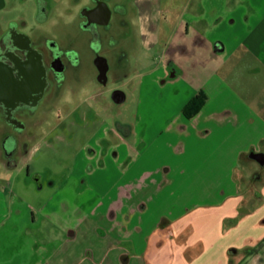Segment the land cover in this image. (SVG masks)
<instances>
[{
    "label": "crops",
    "instance_id": "crops-1",
    "mask_svg": "<svg viewBox=\"0 0 264 264\" xmlns=\"http://www.w3.org/2000/svg\"><path fill=\"white\" fill-rule=\"evenodd\" d=\"M108 3L128 17L134 9L137 43L156 49L155 66L139 75L137 119L97 127L70 167L59 157L48 174L31 173L24 138L0 139V264H232L241 251L264 255L255 252L264 187L253 204L248 168L239 170L264 152V0ZM133 29L106 45L110 58L132 47ZM123 85L113 88L118 103ZM201 91L204 104L186 116Z\"/></svg>",
    "mask_w": 264,
    "mask_h": 264
},
{
    "label": "flooded vegetation",
    "instance_id": "flooded-vegetation-1",
    "mask_svg": "<svg viewBox=\"0 0 264 264\" xmlns=\"http://www.w3.org/2000/svg\"><path fill=\"white\" fill-rule=\"evenodd\" d=\"M72 2L37 0L34 23L27 20L25 9L0 16V127L11 128L2 139L27 142L33 134L26 128L42 123L41 114L50 102L60 99L66 86L76 84L82 74L94 73L102 84L113 68L112 73L121 74L123 48L112 60L106 45L120 42L122 29L130 24L126 9L120 4L111 8L108 0ZM9 3L16 0H0V11ZM75 3L84 4L79 16L74 14Z\"/></svg>",
    "mask_w": 264,
    "mask_h": 264
},
{
    "label": "rangeland",
    "instance_id": "rangeland-1",
    "mask_svg": "<svg viewBox=\"0 0 264 264\" xmlns=\"http://www.w3.org/2000/svg\"><path fill=\"white\" fill-rule=\"evenodd\" d=\"M67 1L69 0H65V2ZM70 2L73 3L72 0ZM74 7H76L74 14L79 16L80 4H76ZM37 8V0H16V3H9L5 10L0 11V16H6L10 11L19 13L25 9L27 20L29 23H34ZM64 15L67 16L66 13ZM72 16L73 12L70 17ZM138 17L137 12L130 9V25L134 27L131 36L132 47L126 51L125 49L122 50L120 54L123 61L129 62L127 65L129 69H126V72H129L130 83L123 85L128 78L125 76L126 72L122 71L121 74L110 73L108 83L105 85L97 79L94 73L92 75L82 74L81 80L76 84L68 85L65 94L60 99L51 101L45 115L41 114V118H45L44 121L38 126L26 128V131L33 135L27 139V142L22 143L21 150L26 149L29 154H33L32 160H29L31 173L38 170L48 174L52 169L59 166V157L64 158L63 162L67 168L70 167L72 158L80 152L81 145L90 139L97 127L106 124V122L121 121L131 124L136 121L139 104V75L141 72L154 67L156 63V49L152 48L148 52L143 48L141 42H139L140 44L137 43L139 34L135 28L138 25ZM0 23H2L1 20ZM112 30L121 33V30L116 27ZM113 58L111 59L113 60ZM122 85L127 91V98L118 103L114 99L113 88ZM10 130V126H1L0 139L3 134ZM243 164L248 168L247 181L251 185L250 189L255 192L253 204H257L263 197L261 188L264 187V164L249 159L240 165L239 170L242 169ZM23 173L25 174L26 170ZM242 187L245 188V186ZM221 240L222 236H217L215 246L219 247ZM263 247L264 241H260L256 245L255 252ZM253 251L251 253L241 251L239 255L234 256L232 264H264V255H254Z\"/></svg>",
    "mask_w": 264,
    "mask_h": 264
},
{
    "label": "trees",
    "instance_id": "trees-1",
    "mask_svg": "<svg viewBox=\"0 0 264 264\" xmlns=\"http://www.w3.org/2000/svg\"><path fill=\"white\" fill-rule=\"evenodd\" d=\"M206 100V94L199 92L197 95L192 97L183 108V112L186 116L191 117L199 111ZM264 241V238L263 240ZM261 241V242H262Z\"/></svg>",
    "mask_w": 264,
    "mask_h": 264
},
{
    "label": "water",
    "instance_id": "water-1",
    "mask_svg": "<svg viewBox=\"0 0 264 264\" xmlns=\"http://www.w3.org/2000/svg\"><path fill=\"white\" fill-rule=\"evenodd\" d=\"M114 98L117 100V101H121L123 99V94H119V96H116V94L114 95ZM251 156L253 158H255L256 160H258L260 163H263L264 164V152H253L251 154Z\"/></svg>",
    "mask_w": 264,
    "mask_h": 264
}]
</instances>
